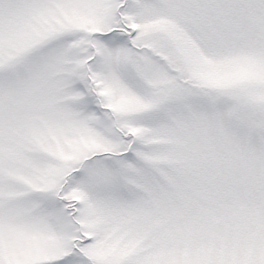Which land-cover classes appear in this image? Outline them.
<instances>
[{
  "label": "snow or ice",
  "instance_id": "6c2138e0",
  "mask_svg": "<svg viewBox=\"0 0 264 264\" xmlns=\"http://www.w3.org/2000/svg\"><path fill=\"white\" fill-rule=\"evenodd\" d=\"M0 264H264V0H0Z\"/></svg>",
  "mask_w": 264,
  "mask_h": 264
}]
</instances>
